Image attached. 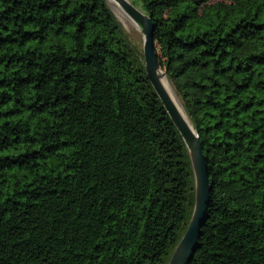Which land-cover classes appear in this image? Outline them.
Masks as SVG:
<instances>
[{
    "label": "trees",
    "instance_id": "16d2710c",
    "mask_svg": "<svg viewBox=\"0 0 264 264\" xmlns=\"http://www.w3.org/2000/svg\"><path fill=\"white\" fill-rule=\"evenodd\" d=\"M151 17L211 187L189 264H264V0H129ZM185 145L107 0H0V264H167Z\"/></svg>",
    "mask_w": 264,
    "mask_h": 264
},
{
    "label": "water",
    "instance_id": "95a60500",
    "mask_svg": "<svg viewBox=\"0 0 264 264\" xmlns=\"http://www.w3.org/2000/svg\"><path fill=\"white\" fill-rule=\"evenodd\" d=\"M107 2L111 10L113 8L112 4L117 5L121 11L131 18L141 33L145 73L166 113L177 129L189 155L194 178L193 210L187 228L167 263L189 264L198 247L200 228L206 218V209L210 200L211 190L200 138L198 132L194 129L184 112L167 78L165 70L160 64L156 44L153 40L154 23L151 17L134 6L129 0H107ZM112 12L115 15L113 10ZM115 16L117 17V15ZM120 23L122 24L121 21ZM165 83L168 84L175 99L165 88Z\"/></svg>",
    "mask_w": 264,
    "mask_h": 264
},
{
    "label": "bare ground",
    "instance_id": "6f19581e",
    "mask_svg": "<svg viewBox=\"0 0 264 264\" xmlns=\"http://www.w3.org/2000/svg\"><path fill=\"white\" fill-rule=\"evenodd\" d=\"M114 11L116 12L118 18L124 22L125 24H127L130 27H136L135 23L131 20V18H129L123 11H121V9L117 6V5H113ZM165 88L167 89V91L169 92V94L175 99L171 89L169 88L168 84L165 83ZM177 102V101H176Z\"/></svg>",
    "mask_w": 264,
    "mask_h": 264
},
{
    "label": "rangeland",
    "instance_id": "374dc122",
    "mask_svg": "<svg viewBox=\"0 0 264 264\" xmlns=\"http://www.w3.org/2000/svg\"><path fill=\"white\" fill-rule=\"evenodd\" d=\"M112 10L114 11V8H112ZM115 12V11H114ZM115 15L116 12H115ZM118 17V16H117ZM120 20V19H119ZM121 21V20H120ZM122 22V21H121ZM123 27L126 29V31L128 32V34L135 40H140L142 42V35L139 32V30L137 29V27H130L127 24H125L124 22H122ZM158 50V49H157Z\"/></svg>",
    "mask_w": 264,
    "mask_h": 264
}]
</instances>
